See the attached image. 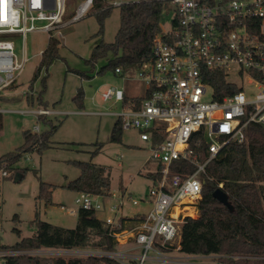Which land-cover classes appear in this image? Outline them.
I'll use <instances>...</instances> for the list:
<instances>
[{
    "label": "built area",
    "instance_id": "2783aa9c",
    "mask_svg": "<svg viewBox=\"0 0 264 264\" xmlns=\"http://www.w3.org/2000/svg\"><path fill=\"white\" fill-rule=\"evenodd\" d=\"M166 1L173 8L170 26L164 29L161 25L151 58L138 67L143 94L132 96L124 104V87L113 86L102 92L104 101L123 103V111L111 113L124 128L139 132L140 139L149 143L150 157L158 162L149 189L152 209L129 222L119 212L127 201L139 203L130 193L105 196L78 192L77 211L69 212H108L103 221L119 247L14 249L2 247L0 239L4 260L10 255H29L44 257L45 264L89 257L110 258L120 264H206L202 261L212 257L170 254L180 252L182 223L198 214L208 163L229 142L246 141L250 124L264 126V0ZM92 3H80L72 20L84 16ZM125 3L129 2L112 0L108 7ZM66 11L67 0H0V36L21 34L25 41L31 31L51 35L66 24ZM28 60L25 47L23 57L17 59L14 41L0 39V93L17 81ZM234 68L242 84L232 77ZM221 71L241 90L217 98L214 82ZM116 72L124 74L121 67ZM245 81L257 89L255 94L247 95ZM33 113L47 116L55 112L41 108ZM33 131L38 132L39 127L34 126ZM202 145L206 146L205 160L198 152ZM178 160L192 164L194 170H174ZM1 174L7 176L8 172L1 170ZM61 208L65 210L66 206L62 204ZM131 240L132 245L125 246Z\"/></svg>",
    "mask_w": 264,
    "mask_h": 264
},
{
    "label": "rangeland",
    "instance_id": "374dc122",
    "mask_svg": "<svg viewBox=\"0 0 264 264\" xmlns=\"http://www.w3.org/2000/svg\"><path fill=\"white\" fill-rule=\"evenodd\" d=\"M83 1L67 0L66 24L51 34L60 40L59 56L42 68L36 80H33L34 74L42 58L41 52L48 46L50 34L31 31L25 41L21 34L0 36V39L14 41L17 59L23 57L24 47L29 58L17 81L0 93V154L21 148L26 143L25 130L36 134L34 149L21 152L14 164L15 169H4L9 172L7 176H2L0 171V239L3 247H12L22 239L32 237L37 230L36 219L67 228L76 227L77 193L68 189L67 184L77 179L81 170L73 161H92L109 167L112 193L119 195L121 188L128 189L139 200L138 204L127 201L120 215L132 216L152 209L149 189L153 181L148 174L157 170L158 162L150 157L149 143L141 140L134 128H123L121 141L112 140L118 117L111 112L123 111L124 105L114 99H102V92L113 86L124 87L126 96L142 95L144 87L138 79V68L125 74L115 73L110 67L100 72L109 57L99 58L94 66L86 61L100 41H115L120 26V8L117 5L112 7L103 21V32L99 33V10L91 8L84 16L72 20L71 16ZM172 16L173 8L168 2L163 13L164 29L169 28ZM233 73L234 80L242 84V80L235 76L236 68ZM244 85L247 95L257 92L256 88L248 86L247 81ZM80 91L83 92L82 98H76ZM208 94H211L210 90ZM41 108L55 113L47 116L33 113ZM34 126L39 127L38 132L33 131ZM42 134L48 136L49 142L39 150L44 142ZM97 148L100 150L96 151ZM18 170L23 172L17 180ZM41 182L54 186L51 202L39 198ZM62 204L66 206L65 210L61 208ZM70 209L76 211L71 213ZM107 213L102 211L96 215L103 219ZM170 255L180 256L182 253L171 252ZM217 258L202 262L219 264ZM3 263L4 258L0 256V264Z\"/></svg>",
    "mask_w": 264,
    "mask_h": 264
},
{
    "label": "trees",
    "instance_id": "16d2710c",
    "mask_svg": "<svg viewBox=\"0 0 264 264\" xmlns=\"http://www.w3.org/2000/svg\"><path fill=\"white\" fill-rule=\"evenodd\" d=\"M109 1L112 0H93L91 6L99 10L97 12L101 23L99 33L103 32V21L112 9L108 7ZM119 8L120 26L115 41L111 43L100 41L93 47L89 59L86 60L94 66L99 58L109 57V62L100 72L110 67L117 73L116 68L121 67L125 74L151 58L154 38L161 30L163 13L168 8V2L138 0L122 4ZM59 44L60 40L50 35L48 46L41 53L42 58L33 80L39 77L45 65L51 64L59 56ZM216 77L218 80L214 82V86L217 89V98H221L228 92L241 90L228 80L226 72H217ZM82 95L83 92L80 91L76 98H82ZM132 98L126 96L124 104L129 103ZM136 99L140 100L138 97ZM1 127L2 119L0 118V129ZM123 128L121 121L117 119L112 132L113 141H121ZM247 133L246 141L229 142L217 157L208 163L203 195L197 203L198 214L196 217L188 216L181 225L179 245L182 254L218 257L219 264H264V126L250 124ZM24 135L26 143L16 152L0 154V171L14 170V164L21 152L34 149L36 140L33 139H36V134L31 130H25ZM42 135L44 142L39 146V150L48 146L49 142L48 136ZM99 148L96 151H99ZM198 152L205 160L206 146L198 147ZM73 163L80 168L81 174L67 184L68 189L76 193L111 195L109 167L92 161H73ZM174 170L190 173L194 170V166L184 160H178L174 163ZM53 187L41 182L39 198L51 202ZM219 187L227 193L233 209L214 197L213 192ZM77 214L75 228L36 219L37 230L32 237L24 238L14 246H4V248L92 247L108 250L117 248L118 243L113 236L109 235L104 221L99 219L93 210L80 209ZM136 219L137 217H133L132 221ZM45 263L44 257L10 255L5 257L3 264ZM55 264L120 263L110 258L89 257L87 259L71 258L68 262L57 259Z\"/></svg>",
    "mask_w": 264,
    "mask_h": 264
},
{
    "label": "water",
    "instance_id": "95a60500",
    "mask_svg": "<svg viewBox=\"0 0 264 264\" xmlns=\"http://www.w3.org/2000/svg\"><path fill=\"white\" fill-rule=\"evenodd\" d=\"M20 173H17L16 175V179H20ZM213 195L215 198H217L219 201L223 202L224 204H226L227 206L231 207V209H233V206L231 204V202L228 199V195L227 193L221 188H217L215 189V191L213 192Z\"/></svg>",
    "mask_w": 264,
    "mask_h": 264
},
{
    "label": "crops",
    "instance_id": "0c3cea01",
    "mask_svg": "<svg viewBox=\"0 0 264 264\" xmlns=\"http://www.w3.org/2000/svg\"><path fill=\"white\" fill-rule=\"evenodd\" d=\"M41 53H42V52H41ZM132 96H135V95H130L129 97H132ZM152 174H153V173L148 174V175L150 176V178L152 177ZM151 179H152V178H151ZM125 192H128V193L131 194V191H128V189H123V188H121V193H125ZM143 214H145V213H143V212H137V213L133 214L132 216H122V215H120V214H119V216H121V217L124 218V219H127L129 222H130V221H131V222H134V221L139 220V218L142 217ZM133 217H134V218L137 217V219L134 220V221H132V218H133ZM99 219L104 220V218H103V219H102V218H99ZM132 242H133V240L129 241L125 246H131V245H132ZM123 247H124V246H123Z\"/></svg>",
    "mask_w": 264,
    "mask_h": 264
}]
</instances>
